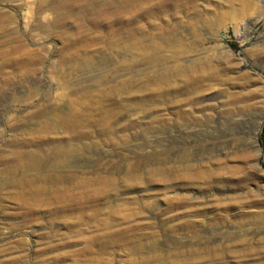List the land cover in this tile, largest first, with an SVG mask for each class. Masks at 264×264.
<instances>
[{"label":"rangeland","instance_id":"rangeland-1","mask_svg":"<svg viewBox=\"0 0 264 264\" xmlns=\"http://www.w3.org/2000/svg\"><path fill=\"white\" fill-rule=\"evenodd\" d=\"M0 264H264V0H0Z\"/></svg>","mask_w":264,"mask_h":264},{"label":"bare ground","instance_id":"bare-ground-1","mask_svg":"<svg viewBox=\"0 0 264 264\" xmlns=\"http://www.w3.org/2000/svg\"><path fill=\"white\" fill-rule=\"evenodd\" d=\"M145 32H144V30H143V27L142 28H136V29H134V31H133V33L131 34V39H130V41H131V43H132V45H134L135 47L137 46V47H139V48H144L147 52H148V47H150V46H152V44H147V43H145ZM147 48V49H146ZM139 50V49H138ZM145 50H144V52H145ZM140 51H141V49H140ZM139 51V52H140ZM138 52V51H137ZM147 73H149L148 74V76L145 78V79H140V80H142V81H144V80H146V81H148L149 79H151L152 78V75L153 74H155V73H153L152 72V70L151 71H148ZM204 80H199V82H197L196 83V86H195V88L197 87V92H198V94L199 93H201L202 92V90H203V84H204ZM195 88H190L189 89V91H191V90H193V89H195ZM152 91V90H151ZM178 91H176V90H169L168 92H165V88L164 87H161L159 90H158V93H160V95L163 97H161V99H165V97H168V96H171V95H173V94H176ZM197 93H196V95L193 97L192 96V99H196V98H198V97H200L199 95H198ZM190 99V98H189ZM208 106H206L205 108H207ZM205 108H203V110H205ZM200 111L202 110V106L201 107H199L198 108ZM192 111V110H191ZM191 111H189V110H187V111H185V110H183V109H181V110H179L178 112H177V114H178V117H177V119H179V120H183V121H187V120H191V121H196V120H199V118L196 116V115H193L192 114V112ZM195 114V113H194ZM173 120H174V118H172V117H168L167 118V123H170V122H173ZM196 123V122H195ZM72 124V128H74V130L75 129H77L76 131H79V126H81V124L82 123H80V122H78V121H74V123H71ZM73 146V145H72ZM73 147H77V146H73ZM73 147H67L66 149H65V152H66V154H69V152L71 151L70 150V148L72 149ZM64 153V152H63ZM191 153L188 151H186L183 155H184V157H188L189 155H190ZM216 160L217 161H221L219 158H217L216 157ZM222 162V161H221ZM75 194V193H74ZM73 193H72V195H74ZM77 195V194H76ZM140 226H142V224H140V223H138V224H136V226H134V228L133 229H135V231H136V233H138L139 231V229L141 228ZM142 229V228H141ZM140 236V235H139Z\"/></svg>","mask_w":264,"mask_h":264}]
</instances>
